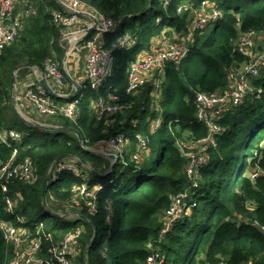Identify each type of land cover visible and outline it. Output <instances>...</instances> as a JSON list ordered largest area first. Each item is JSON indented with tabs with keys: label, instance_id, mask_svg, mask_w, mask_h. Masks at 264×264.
Returning a JSON list of instances; mask_svg holds the SVG:
<instances>
[{
	"label": "trees",
	"instance_id": "trees-1",
	"mask_svg": "<svg viewBox=\"0 0 264 264\" xmlns=\"http://www.w3.org/2000/svg\"><path fill=\"white\" fill-rule=\"evenodd\" d=\"M83 1L119 21L105 35L104 44L115 61L100 92L86 87L76 96L79 109L73 120L58 116L62 129L50 134L26 124L8 102L13 69L26 63L41 67L45 60L63 56L61 26L52 22L56 3L30 0L35 15L26 17L15 40L0 51V129L19 123L18 131L30 133L22 142L0 143V163L28 158L36 173L34 182L16 181L11 186L20 193L13 214L4 210L0 193V219L13 221L20 215L27 225L42 223L39 234L46 256L51 245L47 233L56 240L81 227L82 249L74 264H149L150 255H157L155 264H264V66L250 79L254 90L215 119L223 131L212 134L216 144L210 146L208 162L197 177L185 173L187 157L176 145L177 140L192 143L208 134L206 124L196 119L195 95L226 86L230 69L245 61L234 42L239 31H264V0ZM203 1L219 9L221 17L193 32L188 52L178 62L165 60L161 73L154 71L136 91L127 92L129 63L140 53L151 52L162 38L186 37ZM124 35L135 39L130 48L119 42ZM156 79L160 83L155 94ZM107 92L127 104L115 114L112 126L105 117L98 118L94 103L99 93ZM117 133L130 139L129 150L136 144V133L148 136L147 152L133 159L127 150L124 162L117 159L105 174L85 170L86 180L68 171L48 179L49 211L64 209L74 186H101L95 214L83 207L71 222L49 214L42 207L41 190L55 159L73 156L79 163L97 165L102 157L88 148ZM153 153L147 165L146 158ZM185 190L188 210L185 207L186 213L162 233L165 210L172 197ZM31 232L36 233L33 226ZM11 250L0 231V264Z\"/></svg>",
	"mask_w": 264,
	"mask_h": 264
},
{
	"label": "built area",
	"instance_id": "built-area-1",
	"mask_svg": "<svg viewBox=\"0 0 264 264\" xmlns=\"http://www.w3.org/2000/svg\"><path fill=\"white\" fill-rule=\"evenodd\" d=\"M53 1L58 6V9L52 12V22L57 26H61V35L58 41L64 49L65 57L68 56L67 53H70L72 49L81 47V43L87 48L85 53L84 82L78 85L77 83H73L72 92L68 94L57 93L58 97L67 100L62 103L51 100L47 91L40 83V80L43 79L44 83L47 84L46 74L53 77L57 87L64 83L65 76L59 69V66H57L55 60L47 59L41 67L32 66L40 80L36 86H27L23 91V96L36 113L45 117L43 118L44 121H38L33 124L54 128L61 127L51 123H57L56 119L59 115L67 119H74L79 109V98L76 96H81V91L84 88L88 87L98 93L106 79L111 75L115 59L112 52L104 47L105 35L112 33L118 26L119 21L91 7L83 0ZM18 2L19 0H0V51L15 40L24 24V18L31 13V11H25L27 10L25 9L19 14L17 12ZM22 17L24 18L22 19ZM219 17H221L220 10L211 2L203 1L202 8L196 12L186 37L178 40L171 37L162 38L151 52H142L135 60L129 63L127 68V92L136 91L145 81L154 75V71L157 70L161 73L165 60L178 62L187 54L189 49V43L187 42L192 41L193 32L203 28L210 19H217ZM119 42L122 46L130 48L135 44V39L129 37V35H124ZM234 44L236 49L246 57L245 61L230 69L226 86L212 92L199 91L194 98L196 119L206 124L208 134L192 143L188 140L176 141L177 147L187 157L184 171L190 178L194 175L197 177L199 169L207 164L210 146L216 144L212 134L223 131V128L215 122V119L222 116L232 107L239 105L245 95L254 90L250 84V79L256 77L262 66H264V31H239ZM159 83L160 81L156 79L154 86L155 94L158 91ZM49 88L53 91L51 87ZM259 92L260 90L257 89L256 94H259ZM94 103L98 118L122 112L127 107L126 103L119 102L117 94L109 92L105 95L99 93ZM49 119L51 120L48 123L47 120ZM175 121H178V119ZM135 139V146L132 150H129L127 147L130 145V139L123 133H117L101 138L96 145L99 148L95 150L104 156L113 158L114 161L112 160L111 162H116L117 159L124 162L127 150L130 152L129 156L131 158L137 159L145 154L144 152H147L149 137L136 133ZM10 140L20 141L19 134L14 130H9L3 133V135L0 132V143H7ZM106 146L110 150H105ZM61 171H68L76 177L86 179L82 176L80 163L75 157L55 163L49 168L47 175L49 179L54 178ZM35 174V167L28 158L19 162L6 161L0 163V193L6 213L13 214L20 199V193L12 191L11 186L16 181L32 183L35 181ZM192 185L196 186L197 183L194 181ZM99 189H101L100 185L89 188L85 183L74 186V192L71 199L65 203V208L74 207L78 204L80 198L83 199V201H80V208L86 207L89 214H95L98 208L96 191ZM188 196V192L185 190L172 197V202L165 210L163 216L164 226L161 229L162 233L170 229L175 220L180 218L183 213H186L188 210L186 198ZM52 212L62 215L56 211ZM76 215H78V211ZM16 223H19V225ZM30 225L35 228V234H32V226ZM30 225H27L24 217L20 215H15L13 221L0 219V231L4 242L12 247L11 255L7 257L4 264L72 263V259L76 257V237L82 233L81 227L64 233L63 237L56 240L51 236L52 233H47L46 235L50 239L51 245L48 249V256H46L42 254L44 243L39 234L43 227L42 223ZM156 257L157 255L148 256L147 262L155 264Z\"/></svg>",
	"mask_w": 264,
	"mask_h": 264
},
{
	"label": "crops",
	"instance_id": "crops-1",
	"mask_svg": "<svg viewBox=\"0 0 264 264\" xmlns=\"http://www.w3.org/2000/svg\"><path fill=\"white\" fill-rule=\"evenodd\" d=\"M30 0H19L18 2V13L21 14L25 9V11H31L30 16L35 15V7L32 5H28V2ZM24 17H22L23 19ZM26 17L24 18L23 23L25 22ZM85 49L86 46H81L78 48H74L70 51V54L65 57V54L63 52V56L60 60H55L57 66H59V69L63 72L65 76V81L61 86H58L55 84V81L53 77L49 74H46L47 76V86L51 87L53 89V95H49L50 99L62 103L65 102L66 99H63L61 97H58L57 93H70L72 92V85L73 83H83L84 77H85ZM39 77L35 74L34 69L31 67H23L20 68L15 72V84L12 86L10 83V87L8 90L9 99L8 102L10 103L11 107L13 108L14 112L18 116V118L21 121L28 122L29 125L33 124L38 121H44L43 116L36 113L34 109L29 105V103L26 101V99L23 96L24 89L29 85L36 86L39 82ZM18 119V120H19ZM56 119V118H55ZM51 119L47 120L49 123ZM55 121V120H52ZM57 123H60L58 118L56 119ZM26 123V124H28ZM13 127H4L5 129H0L1 134L6 133L9 130L16 131L20 136V141L22 142L23 138L29 135V131L27 129H20L21 125L19 123L15 124L13 123ZM35 125V124H34ZM62 127V126H61ZM45 130V129H44ZM14 141V140H13ZM17 141V142H20ZM9 142V141H8ZM105 150H110L108 146L105 147ZM73 156H68L67 158H64L63 160H69L72 159ZM7 161H13V158L7 160ZM21 161V160H20ZM19 162V161H17ZM85 173V170L82 169V174ZM85 178V177H84ZM36 179V178H35ZM86 180V179H85ZM13 191V190H12Z\"/></svg>",
	"mask_w": 264,
	"mask_h": 264
},
{
	"label": "rangeland",
	"instance_id": "rangeland-1",
	"mask_svg": "<svg viewBox=\"0 0 264 264\" xmlns=\"http://www.w3.org/2000/svg\"><path fill=\"white\" fill-rule=\"evenodd\" d=\"M156 43H158V41H156L155 42V44ZM64 44V43H63ZM83 43H81V45L80 46H84V45H82ZM85 53H86V49H85ZM68 55L70 54L69 52L67 53ZM84 56H85V54H84ZM31 68V67H30ZM12 105V104H11ZM10 105V106H11ZM104 117L106 118V121H110V122H106V124L107 125H110V126H112L113 125V123L115 122L114 120L116 119L115 118V114H113V115H104ZM52 124H56V125H58V126H62V123H54V122H51ZM41 129H43V128H41ZM44 130V129H43ZM42 130V131H43ZM45 131V130H44ZM47 131H49V130H47ZM53 132H55V130H51L50 131V134H53ZM99 147H96V146H92V147H90V148H88L89 150H91L93 153H95V154H98V155H100L101 157H102V160L100 161V162H97V165H95L93 162H91V161H85V162H81L80 163V169H81V171H82V169L83 170H94V169H96L99 173H102V174H105L106 172H109L110 171V169L112 168V165H114V163L115 162H111L112 160L114 161V159L113 158H111V157H109V156H104L103 154H101V153H99V152H97L95 149H98ZM129 147H127V149H128ZM128 153H130V152H128ZM154 159V153L151 155V159H150V157H148V158H146V164L148 165L152 160ZM106 162H108V164L106 163ZM96 166V167H95ZM82 176H84L85 178H87V177H89L88 176V173L87 172H85L84 174H82ZM80 201H83V199H80L79 198V201H78V204L77 205H75L74 207H70V208H65V210L64 209H62V208H56V212H58V213H60V214H62V215H64L62 218L66 221V222H71V221H74V220H76V218H77V215H76V212L77 211H80L83 207H81L80 208ZM52 208H55L54 206H51ZM60 210V211H59ZM51 211H54V210H52L51 209ZM173 226V225H172ZM172 226H171V228H172ZM81 235V234H80ZM80 235L79 236H77L76 237V241H77V244H76V246H75V251H76V257L74 258V259H72V263L71 264H74V262H75V260H77V258L79 257V255H80V253H81V246H80V244H79V237H80ZM76 264V263H75Z\"/></svg>",
	"mask_w": 264,
	"mask_h": 264
},
{
	"label": "water",
	"instance_id": "water-1",
	"mask_svg": "<svg viewBox=\"0 0 264 264\" xmlns=\"http://www.w3.org/2000/svg\"><path fill=\"white\" fill-rule=\"evenodd\" d=\"M23 67H32L30 64L26 63V64H21L19 65L18 67H16L15 69H13V71L11 72V85L13 86L15 84V72L17 70H19L20 68H23ZM40 83L43 85L44 89L49 93V95H53V91L46 85V83H44V80L41 79L40 80ZM79 87V86H78ZM77 93V92H76ZM28 123V122H26ZM29 124V123H28ZM31 126H35V127H39V128H43L45 130H60L62 129L63 127H41V126H38V125H34V124H30ZM79 139L81 140V136L78 135ZM90 152H92L91 150H88ZM68 156H59L57 157V159H55L56 163L58 162H62L64 158H67ZM113 167V165H112ZM93 172H96L95 170H92ZM49 177L46 178L44 184H43V187H42V190H41V203H42V207L47 210L49 212V214L53 215L54 217H58V218H62L63 216L62 215H58V214H55L53 213L52 211H49L48 209V205H47V202H46V191H47V181H48ZM94 237L96 235V232H94Z\"/></svg>",
	"mask_w": 264,
	"mask_h": 264
},
{
	"label": "bare ground",
	"instance_id": "bare-ground-1",
	"mask_svg": "<svg viewBox=\"0 0 264 264\" xmlns=\"http://www.w3.org/2000/svg\"><path fill=\"white\" fill-rule=\"evenodd\" d=\"M63 236H64V235H63ZM63 236H62V237H63Z\"/></svg>",
	"mask_w": 264,
	"mask_h": 264
}]
</instances>
